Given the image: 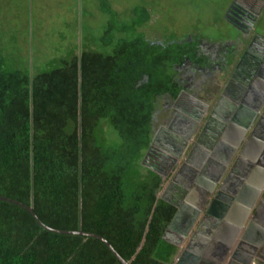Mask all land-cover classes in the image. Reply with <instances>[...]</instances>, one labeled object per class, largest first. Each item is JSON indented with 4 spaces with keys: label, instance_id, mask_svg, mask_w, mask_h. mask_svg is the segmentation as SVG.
I'll return each mask as SVG.
<instances>
[{
    "label": "trees",
    "instance_id": "obj_1",
    "mask_svg": "<svg viewBox=\"0 0 264 264\" xmlns=\"http://www.w3.org/2000/svg\"><path fill=\"white\" fill-rule=\"evenodd\" d=\"M77 1L62 15L52 0V58L32 54V75L30 54L16 60L0 36V195L33 205L48 226L101 235L130 264H173L179 247L164 234L178 206L162 195L171 177L144 156L161 99L183 89L178 69L206 61L200 40L152 41L146 6L122 18L98 0L107 21L98 34L81 26L79 55ZM0 264L122 263L103 240L49 231L0 199Z\"/></svg>",
    "mask_w": 264,
    "mask_h": 264
},
{
    "label": "flooded vegetation",
    "instance_id": "obj_2",
    "mask_svg": "<svg viewBox=\"0 0 264 264\" xmlns=\"http://www.w3.org/2000/svg\"><path fill=\"white\" fill-rule=\"evenodd\" d=\"M263 18L264 0H232L225 19L238 37L219 43L199 39V56L206 61L184 62L178 69V78L180 70L184 73L179 78L182 91L174 99L163 96L164 108L154 115L153 137L144 161L169 178L166 170L190 152L182 181L176 179L175 190L173 182L166 184L171 190L168 199H175L181 208L174 221L180 229L168 231L178 234L187 230L185 238L193 239L191 245L194 242L189 253L185 246L181 249L184 261L179 264L203 258L201 251L214 255L212 259L216 257L221 264H264V32L256 27ZM216 94V105L203 117L209 107L205 102H211ZM162 115L166 126L160 123ZM201 119L206 124L198 130ZM251 132L257 140L248 139ZM238 157L242 161L234 175L231 169ZM219 177L225 181L216 187ZM254 212H258L255 218ZM245 220L249 225L241 227ZM211 228L216 232L212 234ZM224 232L228 242L214 247L221 240L219 233ZM206 234L212 235L211 241L203 247ZM234 241L238 246L230 254L229 243ZM250 242L249 250L241 245ZM203 262L207 261L203 258L196 263Z\"/></svg>",
    "mask_w": 264,
    "mask_h": 264
},
{
    "label": "rangeland",
    "instance_id": "obj_3",
    "mask_svg": "<svg viewBox=\"0 0 264 264\" xmlns=\"http://www.w3.org/2000/svg\"><path fill=\"white\" fill-rule=\"evenodd\" d=\"M58 1L62 3V5H59V11L62 12V15L66 14L63 7L72 0ZM109 1L111 7L122 18H126V14L129 15V12L133 6H146L149 9L152 17L147 24L141 27V30L148 38L152 39V41H174L182 39L183 37L191 36L195 39H200L205 42L219 43L223 39H234L239 35L235 28L226 22L225 19L226 9L232 0ZM54 9L56 10L55 7ZM107 18L108 15L101 10L98 0H82L81 26L84 28V31L87 30L91 33L98 34L101 31L103 25L106 23ZM256 27L258 30H261V32H264V18L257 24ZM7 35L8 39L11 40L10 42L12 43L13 40V45H15L17 48L15 51L18 52L16 60L20 61L23 59L22 53L25 51V55L29 56L31 51L37 59H39L38 51L39 53H42L44 56H46L45 59L47 57L52 58V0H0V36L3 37ZM182 72L183 71L181 70L179 71L180 77L181 75H184ZM204 81H207V79H204ZM188 94L192 95V92L188 91ZM201 95L203 96V94ZM218 96L219 94H216L213 99H211L210 96H207L212 101L205 102L209 107H207V112H205L203 117L206 118L208 116L209 109L216 105L215 100L218 98ZM163 121H165V115H162L160 123L163 126H166L163 124ZM204 124H206V122L204 123L203 119H201L199 121L198 130L203 127ZM185 136L189 138L188 135ZM188 153L190 152L186 151L184 156L178 159V161L175 162L176 164L174 163L173 167L171 166L168 168V171L166 170L165 176L168 174L171 175V178L168 179L167 182L171 181L174 183L171 187L177 184V182H175L176 179L182 181V175L187 169L184 163ZM158 171L160 174H162L160 170ZM222 180L223 178L219 177L216 187H219L218 184L221 185L224 183L225 179L224 181ZM167 182L165 183L162 190V195L165 197H168V195L171 196V194L168 193L171 190L168 189L166 185ZM248 225L249 224L245 220L241 227ZM213 230L214 229L211 228L212 234L216 232ZM205 231L208 232L207 228H205ZM227 235L228 233L226 232L219 233L218 238L223 240L222 244H224L225 241L228 242V240L224 239V237ZM211 236L212 235L206 234L207 240L210 239ZM187 243L188 241L186 239L182 244L183 247L186 246ZM236 243L237 241L231 243L230 254L234 251ZM201 255L208 263L221 264V262L219 263L218 259H215L213 262L211 261L213 260L212 258L209 260V254L204 253V251H201Z\"/></svg>",
    "mask_w": 264,
    "mask_h": 264
},
{
    "label": "water",
    "instance_id": "obj_4",
    "mask_svg": "<svg viewBox=\"0 0 264 264\" xmlns=\"http://www.w3.org/2000/svg\"><path fill=\"white\" fill-rule=\"evenodd\" d=\"M81 3H82V0H78V19H79V28H78V52H79V55H80V53H81V34H82V28H81ZM32 52L30 51V70H31V75H32V69H33V66H32ZM254 115L257 113V112H255V111H253L252 112ZM246 124H247V121H246ZM252 127V126H251ZM248 139L249 140H257L256 138H254V136L252 135V132L250 133V136L248 137ZM255 142V141H254ZM234 149V147L233 146H230V150L232 151ZM215 153V152H214ZM241 154V153H240ZM241 161H242V159L240 158V157H238V159L235 161V163H234V165H233V167H232V169H231V172H235V168L237 167V166H240L241 165ZM213 184V183H212ZM251 192H252V189L250 190ZM0 199H4V200H8V201H11V202H14V203H17V204H20L21 206H23V207H25L26 209H28L31 213H32V215L35 217V219L37 220V222L44 228V229H47V230H49V231H52V232H57V233H78V234H82V235H86V236H94V237H97V238H99V239H101V240H103L109 247H110V249L113 251V253L116 255V257L120 260V262L122 263V264H130L128 261H126V260H124L123 259V257H121L120 256V254L114 249V247L110 244V242H108L104 237H102L101 235H98V234H96V233H90V232H84V231H82V230H76V231H73V230H64V229H58V228H54V227H51V226H48L47 224H45L38 216H37V214L34 212V210H33V205H31V206H27V205H25V204H23V203H21V202H19V201H16V200H14V199H10V198H8V197H4V196H1L0 195ZM179 211H180V208L178 207V211H177V214H176V216L179 214ZM249 211V213L251 212V209H249L248 210ZM257 214H258V212H254L253 213V218H255L256 216H257ZM247 217H248V215H246ZM176 222H174V221H172L171 222V224L168 226V228H167V230H166V232H165V234H164V237L167 239V240H169V241H171L172 243H174L175 245H177L178 247H179V251H180V249L182 248L183 249V243L185 242V240H186V238H185V235H186V233L188 232L187 230H185V231H182V230H180L178 233L179 234H176V233H173L172 231L170 232V231H168V229H170V230H173L174 228H175V230H179L180 229V227H179V225H178V228H177V226L175 227L174 226V224H175ZM176 225V224H175ZM202 227H203V225H201ZM183 227V226H182ZM184 228V227H183ZM198 229V228H197ZM210 232H212V231H210ZM203 233V232H202ZM168 235V236H167ZM171 237H170V236ZM207 238H205V239H202V245H203V247L204 246H206V244L207 243H209L210 241H208V240H206ZM232 239H234L233 237H232ZM192 241H193V239H191V240H189L188 241V243H187V245L185 246V249H187L188 250V253L190 252V247L194 244V242H193V244L191 245V243H192ZM223 240H219V241H217V243H215V246L214 247H216L217 246V248H219L220 246H222V242ZM231 242V241H230ZM230 244V243H229ZM239 244V243H238ZM241 244V243H240ZM241 245H243V246H245L246 247V249L247 250H249L250 248H252V245H253V242H250V243H246V244H241ZM237 244L235 245V247L237 248ZM229 247L231 248V244L229 245ZM221 248V247H220ZM186 253V252H185ZM184 255V252L182 251H180L179 252V254H178V256H177V258L175 259V261H174V263L173 264H179L184 258H183V255ZM201 258V257H200ZM197 259L196 261L194 260V261H192V262H190L189 264H197L196 262L197 261H199V260H201V259H203V258H201V259ZM209 258H211L210 257V255H209ZM184 261V260H183ZM200 264H209L208 262H203V263H200ZM257 264H259V263H257Z\"/></svg>",
    "mask_w": 264,
    "mask_h": 264
},
{
    "label": "crops",
    "instance_id": "obj_5",
    "mask_svg": "<svg viewBox=\"0 0 264 264\" xmlns=\"http://www.w3.org/2000/svg\"><path fill=\"white\" fill-rule=\"evenodd\" d=\"M261 173V171H258V173H256V176H258L257 180H260L261 179V176L259 175ZM237 244V243H236ZM214 255H210L211 258H213ZM216 258V257H215ZM214 258V259H215ZM213 259V260H214Z\"/></svg>",
    "mask_w": 264,
    "mask_h": 264
},
{
    "label": "bare ground",
    "instance_id": "obj_6",
    "mask_svg": "<svg viewBox=\"0 0 264 264\" xmlns=\"http://www.w3.org/2000/svg\"><path fill=\"white\" fill-rule=\"evenodd\" d=\"M236 171V170H235ZM241 172H239V174H240ZM234 175H236V172H234ZM245 176H247V174H245ZM241 177H239L238 179H240Z\"/></svg>",
    "mask_w": 264,
    "mask_h": 264
}]
</instances>
